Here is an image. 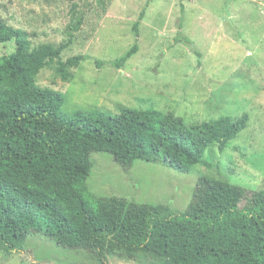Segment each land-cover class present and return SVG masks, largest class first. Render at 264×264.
I'll list each match as a JSON object with an SVG mask.
<instances>
[{
    "label": "trees",
    "instance_id": "trees-1",
    "mask_svg": "<svg viewBox=\"0 0 264 264\" xmlns=\"http://www.w3.org/2000/svg\"><path fill=\"white\" fill-rule=\"evenodd\" d=\"M81 26L79 20L71 28ZM73 37L59 47H35L33 33L0 18V45H16L0 56V253L23 252L29 236L43 235L63 248L88 252L99 264H108V255L160 264H264V191L248 197L241 186L203 177L185 211L91 195L94 153L113 156L126 172L145 161L189 174L207 165L208 150L224 152L250 118L245 113L188 125L153 107L68 114L65 94L40 86L38 78L57 62L62 80H73V69L86 60H62ZM137 49L113 66L124 67Z\"/></svg>",
    "mask_w": 264,
    "mask_h": 264
},
{
    "label": "rangeland",
    "instance_id": "rangeland-1",
    "mask_svg": "<svg viewBox=\"0 0 264 264\" xmlns=\"http://www.w3.org/2000/svg\"><path fill=\"white\" fill-rule=\"evenodd\" d=\"M0 18L33 33L35 47H59L74 33L62 60L80 55L86 60L73 69V80H62L57 62L38 78L40 86L65 94L68 114L153 107L183 117L188 125L249 115L248 127L224 152L208 150L207 165L189 174L145 161L126 172L113 156L94 153L88 180L93 197L116 195L185 211L203 177L241 186L248 197L264 191V0H0ZM79 20L75 32L71 27ZM135 45L137 52L125 66L114 67ZM15 49L14 42L2 44L0 56ZM247 204L244 200L241 207ZM107 258L108 264H160ZM0 264L99 263L86 251L31 235L23 252L0 253Z\"/></svg>",
    "mask_w": 264,
    "mask_h": 264
}]
</instances>
